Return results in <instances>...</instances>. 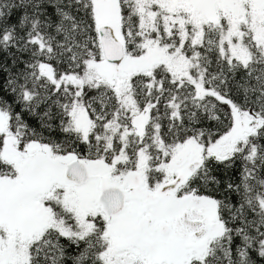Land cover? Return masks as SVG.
Masks as SVG:
<instances>
[{
  "label": "snow or ice",
  "instance_id": "obj_1",
  "mask_svg": "<svg viewBox=\"0 0 264 264\" xmlns=\"http://www.w3.org/2000/svg\"><path fill=\"white\" fill-rule=\"evenodd\" d=\"M0 264H264V0H0Z\"/></svg>",
  "mask_w": 264,
  "mask_h": 264
}]
</instances>
